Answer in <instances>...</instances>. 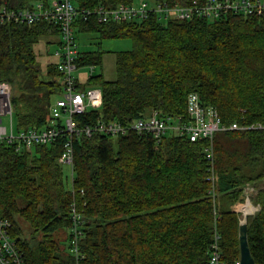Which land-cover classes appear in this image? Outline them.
<instances>
[{"label":"trees","instance_id":"1","mask_svg":"<svg viewBox=\"0 0 264 264\" xmlns=\"http://www.w3.org/2000/svg\"><path fill=\"white\" fill-rule=\"evenodd\" d=\"M38 1L50 2L0 0V8L25 9ZM69 1L79 10L138 3ZM73 26L76 34L133 43L131 50L115 53L113 80L98 75L83 83L101 89L102 107L75 116L78 124L98 118L127 123L148 110L186 121L190 93L203 106L217 109L225 125L264 122V14L163 21L150 13L144 19L110 23L90 16L79 17ZM52 37H59L58 27L45 21L0 23V82L11 86L18 131L46 127L52 99L60 94L56 62L43 71L34 51L43 38ZM104 53L79 52L77 65L100 66ZM63 139L29 151L0 145V218L11 223L25 264L74 263L68 251L72 205L81 218V264H208L215 228L206 140L167 135L155 144L135 133L81 137L74 142L70 182L58 163ZM213 154L218 242L226 264H236L240 219L233 206L242 202L247 184L264 180V131L219 132ZM253 203L260 209L248 218V244L254 263L264 264V188Z\"/></svg>","mask_w":264,"mask_h":264},{"label":"built area","instance_id":"2","mask_svg":"<svg viewBox=\"0 0 264 264\" xmlns=\"http://www.w3.org/2000/svg\"><path fill=\"white\" fill-rule=\"evenodd\" d=\"M45 4L33 2L29 8L9 9L0 8V23H20L33 25L41 21L54 24L58 27L60 44L59 50L54 53L57 59L56 69L59 74L60 98L53 101L49 107V124L42 129L16 130L13 122L11 106V86L0 82V145H13L17 151H29L36 146H49L60 137H64L61 144L62 151L58 163L66 167L70 182H73L74 142L78 138H91L96 134L118 138L135 133L140 136H149L160 144L167 135L187 138L190 142L206 140L205 149L207 159L211 164L210 194L213 202L214 214V241L210 247L208 264H226L219 246V235L216 231L217 213V175L213 171V139L219 132L226 131H264V122L253 124L222 123L217 109L203 106L196 93H190L186 99L187 120L181 118L161 117L155 110H148L140 117L127 123L119 121H104L101 118L92 124L80 125L75 116L84 115L88 111H96L102 107V91L97 86L81 87V82L74 71L80 69L77 65L79 51L76 46V32L74 22L82 17L84 20L96 16L99 23L124 22L144 19L150 13H156L159 20L200 18L213 20L227 13L244 16H261L264 14V0H192L188 3L167 2L151 3L148 0H138L137 5H119L109 9L98 7L94 10H79L69 0H52ZM93 67L90 74L93 76ZM2 117H7L9 126H3ZM72 190V189H71ZM73 192V191H72ZM254 188L247 184L243 189L245 203L241 205V213L250 217L258 210L252 207L250 198L254 195ZM251 211L245 212L247 205ZM238 209L240 204L237 205ZM235 211L237 212V210ZM239 210V209H238ZM73 227L68 240V251L74 258L73 264H81L84 259L80 252L82 232L79 229L80 214L74 205L71 208ZM12 225L0 218V264H25L23 254L16 239L11 235Z\"/></svg>","mask_w":264,"mask_h":264},{"label":"rangeland","instance_id":"3","mask_svg":"<svg viewBox=\"0 0 264 264\" xmlns=\"http://www.w3.org/2000/svg\"><path fill=\"white\" fill-rule=\"evenodd\" d=\"M56 37L52 38H43L37 45L34 46L35 54L37 55L38 62L40 67L43 71H45L46 66L51 63L55 62L56 59L54 57V53L59 50V45L55 43ZM76 46L79 52H86V51H105L106 53L103 54L102 64L100 66L93 67V76L101 75L104 80L110 81L115 78V53L120 51H128L133 48V43L130 39H106L100 40L97 34H76ZM90 66H84L80 69L74 71V76L78 78L81 82V87L83 88V83L87 80V77L90 74ZM60 98L59 95H55L52 101H56ZM2 124L3 126H9V121L7 117H2ZM64 172H67L66 167H64ZM251 185V184H250ZM253 186V185H251ZM254 188V196L250 198L252 207L259 208V205L253 203V198H255L258 189L264 188V180L259 185L253 186ZM245 203L244 197L240 204V207L237 209L239 214L240 222L244 221V216L242 215L240 208L242 204ZM237 204V205H238ZM237 205L233 206V209L238 207ZM251 205H247L246 208H249L250 211ZM260 209V208H259ZM258 210L254 212L257 213ZM23 228H27L23 225ZM238 264V263H236Z\"/></svg>","mask_w":264,"mask_h":264},{"label":"water","instance_id":"4","mask_svg":"<svg viewBox=\"0 0 264 264\" xmlns=\"http://www.w3.org/2000/svg\"><path fill=\"white\" fill-rule=\"evenodd\" d=\"M248 218L249 217L246 216L244 218V221L239 223V227H238V240H239V248H240V259L238 264H255L250 253L248 238H247Z\"/></svg>","mask_w":264,"mask_h":264},{"label":"crops","instance_id":"5","mask_svg":"<svg viewBox=\"0 0 264 264\" xmlns=\"http://www.w3.org/2000/svg\"><path fill=\"white\" fill-rule=\"evenodd\" d=\"M50 2H53V1H52V0H50ZM56 43H57V44H60V36H59V37L56 39ZM54 57H55V56H54ZM55 59H56V57H55ZM55 62H57V59H56V61H55ZM236 205H237V204H236ZM236 208H237V207H236ZM236 208H235V209H236ZM235 209H233V210H234V212H236V211H235ZM240 209H241V208H240ZM236 210H237V209H236Z\"/></svg>","mask_w":264,"mask_h":264},{"label":"bare ground","instance_id":"6","mask_svg":"<svg viewBox=\"0 0 264 264\" xmlns=\"http://www.w3.org/2000/svg\"><path fill=\"white\" fill-rule=\"evenodd\" d=\"M249 205H250V204H249ZM248 210H249V208H246V209H245V212H249ZM250 211H251V210H250Z\"/></svg>","mask_w":264,"mask_h":264}]
</instances>
